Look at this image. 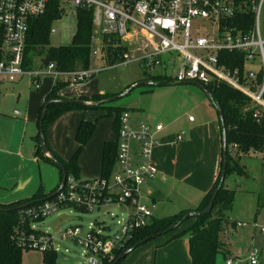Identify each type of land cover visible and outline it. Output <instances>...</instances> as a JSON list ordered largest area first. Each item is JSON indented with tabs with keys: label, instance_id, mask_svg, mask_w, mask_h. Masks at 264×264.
<instances>
[{
	"label": "rangeland",
	"instance_id": "1",
	"mask_svg": "<svg viewBox=\"0 0 264 264\" xmlns=\"http://www.w3.org/2000/svg\"><path fill=\"white\" fill-rule=\"evenodd\" d=\"M258 8L260 11L256 16V28L264 41V0H259ZM76 26L77 18L74 10L69 7L62 19L53 24V29L59 30V34L51 36V45L70 44ZM104 54H101L103 58H91L89 71L92 70L91 77H94L75 86L69 82V86L61 91L62 96L67 99L87 98L97 94L118 97L131 89L123 98L106 105L129 112L131 121L164 127V132L157 137L158 145L154 151L158 176L155 182L147 186L157 195L156 203H150L154 217L160 219L184 211L190 212L187 209L193 208L194 201L199 197L197 186H200L218 156L220 126L216 108L207 95L193 84L134 87L142 82H151L153 77H176L183 63V58L178 54L162 56V66L155 70L147 68L145 61L107 67ZM254 67L259 69V59ZM8 82L7 77L0 76V164L5 170L11 168L10 174L19 182L10 189L9 194L15 195L10 200L19 198L17 191L23 194L27 192L28 195L39 191L48 194L57 189L61 181V170L47 159L39 158L33 162L31 147L35 142L31 137L37 136L38 130L32 120L37 118L38 108L42 104L36 107L37 96L41 100L46 89L52 87L55 81L43 79L38 86H30L28 77L14 84ZM116 116L115 112L108 115L107 111L92 109L69 112L47 127V144L61 159L69 161L79 148L76 132L81 120L85 118L95 122L102 117L78 160L82 180L100 178L104 142L116 140ZM191 116L195 123L189 122ZM19 121L28 127L25 129L23 146L16 148L14 145L17 139L14 141L13 136H17L15 133L19 130ZM181 135L184 140L177 142V136ZM239 160L245 174H232L225 180V188L235 191L234 205L228 217L238 225L226 228L222 239L229 255H218L216 264H226L227 258L233 264H250L254 252L257 253L258 264H264V156L250 152L241 154ZM124 214L125 209L117 206L91 213L62 208L34 226L58 240V235L69 227H79L87 232L91 225L103 226L113 234L118 231V223ZM195 222V218L188 219L176 230L150 240L135 249L120 264H172L177 260L174 257L182 261L184 258L189 259L188 230ZM58 240L55 243L58 250L56 264H87V254L82 246ZM43 256L39 250L25 251L24 264H44Z\"/></svg>",
	"mask_w": 264,
	"mask_h": 264
},
{
	"label": "built area",
	"instance_id": "2",
	"mask_svg": "<svg viewBox=\"0 0 264 264\" xmlns=\"http://www.w3.org/2000/svg\"><path fill=\"white\" fill-rule=\"evenodd\" d=\"M51 0H0V75L10 82L23 76L39 85V78L51 75L56 79L68 76L71 86L91 78V71L60 73L54 64L45 69L23 68L26 40L30 20L43 16ZM259 0H253V11L258 17ZM93 12L94 32L91 38L92 57H102L108 48L125 49L120 65L145 61L147 68L162 66L164 55L178 54L183 63L174 83H200L207 87L218 82L229 85L251 99L255 107L254 119L264 128V41L255 27L243 31L229 27L227 22L247 8L237 0H61L62 15L68 8ZM73 13H71L72 15ZM59 34L52 29L51 36ZM73 37V36H72ZM107 39V40H106ZM117 39L119 45H111ZM106 54V53H105ZM104 54V55H105ZM233 54L244 59L243 70L231 69L221 62V56ZM260 60L259 69L254 63ZM118 153L112 176L82 180L66 178L65 185L52 199L26 209L21 225L14 229L17 244L25 251H53L57 238L35 228V222L46 219L62 208H75L94 212L110 207L125 209L119 229L109 233L106 227L91 225L84 232L79 227H69L58 235V241H71L82 246L87 254V264H109L132 239L134 232L147 227L153 211L145 202L142 187L157 178L158 168L153 154L157 146L156 134L163 131L147 123L133 125L129 112L120 117ZM193 122L194 117H189ZM183 136H177L181 142ZM234 149H237L235 146ZM264 156V134L262 150ZM26 220L30 225L25 228ZM240 225V224H239ZM241 226V225H240ZM264 232V229H263ZM257 253L251 254L250 264H258ZM226 264H233L227 260Z\"/></svg>",
	"mask_w": 264,
	"mask_h": 264
},
{
	"label": "trees",
	"instance_id": "3",
	"mask_svg": "<svg viewBox=\"0 0 264 264\" xmlns=\"http://www.w3.org/2000/svg\"><path fill=\"white\" fill-rule=\"evenodd\" d=\"M252 1L253 0H237L238 3L245 2L247 8L244 12L238 13L235 18L227 22L229 27L237 28L244 33H248L254 29L256 16L253 11L254 5H252ZM60 6L61 0H51L48 10L43 16L30 20L23 64L25 70L45 69L51 64L55 65L58 72L64 74L90 70L92 58L91 38L94 32L93 12L89 9H78L76 32L73 35L70 44L52 46L51 31L53 29V24L63 17ZM2 38V30L0 29V46L2 44ZM112 44L119 45L120 42L117 39H113L111 45ZM124 52L125 49L121 46L108 48L104 56L105 65L107 67L120 65L124 61ZM1 60H3V54L0 51V61ZM221 62L231 69L239 68L240 70H243L244 59L242 56H236L233 54L222 55ZM151 81L158 82L162 86L175 84L167 76L161 78L153 77ZM67 86H69V82L63 81L59 78L56 80L51 91L46 95L45 101L39 112V129L41 124H43L44 132H46V129L50 124H53L69 112L92 109L107 111L108 115L115 112L117 116L114 128L118 135L120 128L119 120L122 114L126 111H123L120 108L109 107L106 104L97 105V103L112 97V95L109 94H97L92 97L72 99L82 100L91 103L92 105L77 103L51 104L46 111L45 118L42 119L44 108L49 101L68 100L60 95L61 91ZM206 88L213 97L218 115L219 112H221L226 123L228 159L225 180L232 174L243 176L245 171L239 163L241 154H249L250 152L258 153L262 150L264 128L254 119L255 107L252 104L251 99L246 95L224 83L214 82ZM100 118L95 122L85 119L81 120L76 132V141L79 148L74 157L69 161L61 159L51 150V148H49V150L54 161L44 156L40 148V134L38 136L36 156L55 163L60 168L61 174V166H63L68 176L80 179L81 169L78 163L79 156L84 147L92 139ZM235 146L237 149H234ZM117 153V141L104 143L101 161L102 177L109 179L112 176L116 167ZM234 154H236V157ZM222 169L223 151L221 152L220 168L215 182L195 212L184 211L160 219L153 218L147 227L134 232L132 239L122 250L116 252L115 260L109 264H120L124 259L119 262L117 261L125 251L132 248L137 249L144 245L150 240L144 243H142V241L149 237H153L151 238L152 240L174 231L172 230L173 227L176 226L178 228L188 220L183 221L186 215L204 211L211 203L217 190L219 191L212 211L206 215L196 214L189 218L196 219V222L188 230L189 254L193 264H216L218 255L222 254L227 257L229 251L222 238L225 234L226 228L229 226L235 228L237 223L228 217V214L234 205L235 191L226 189L225 181L223 183L221 182ZM58 191L59 188L56 192L50 195H45L42 191H39L26 201H20L9 205H0V264H23V254L25 250L17 244V241L14 238V229L21 225L26 209L40 205L52 199ZM25 204H28L26 209H16ZM43 220H38L35 223L42 222ZM29 225L30 220H26L24 225L25 228ZM43 255L44 264H56L58 259L57 253L47 251L44 252ZM227 260L229 259L227 258Z\"/></svg>",
	"mask_w": 264,
	"mask_h": 264
},
{
	"label": "crops",
	"instance_id": "4",
	"mask_svg": "<svg viewBox=\"0 0 264 264\" xmlns=\"http://www.w3.org/2000/svg\"><path fill=\"white\" fill-rule=\"evenodd\" d=\"M99 58V57H98ZM103 58V57H102ZM91 72H92V70H91ZM0 76H2V75H0ZM5 77V76H4ZM26 77H28V76H23V77H21V78H19L18 80L19 81H21V80H23V79H25ZM94 77V76H93ZM92 78V77H91ZM28 79H29V85L30 86H35L34 84H33V80L30 78V77H28ZM43 79H52V80H54L55 82H56V78L55 77H53V76H51V75H47V76H44V77H41V78H39V85H40V83H42V80ZM61 79L63 80V81H66V82H70V78L68 77V76H65V77H61ZM17 80V81H18ZM17 81H15V82H17ZM15 82H8L9 84H14ZM55 84V83H54ZM54 86V85H53ZM53 86L52 87H50V88H48V89H46V94L42 97V99L40 100V96L38 95L37 96V103H36V107L39 105V103H42L41 104V106H40V108H38V115H37V118L35 119V118H33L34 120H32V122L36 125V127H37V130H38V134H37V136H34V137H31V139H33L34 140V146L32 145V150H31V154L33 155H31L32 157H33V162H35V161H38V159H39V157H37L36 156V151H37V146H38V136H39V134H40V129H39V125H38V121H39V112H40V109H41V107H42V105H43V103H44V101H45V97H46V95L51 91V89L53 88ZM50 89V90H49ZM60 95L62 96V93H60ZM101 95H103V94H101ZM63 97V96H62ZM65 98V97H64ZM77 98H82V97H74V98H71V99H77ZM67 99V98H66ZM217 115H218V113H217ZM83 119H85V118H83ZM86 120V119H85ZM132 120V119H131ZM218 120H219V115H218ZM31 121V120H30ZM92 122V121H91ZM190 123H195V120L193 121V122H191V121H189ZM132 123H133V125L134 126H136L139 122H137V121H135V120H133L132 121ZM219 126H220V129H219V135H220V145H219V150H218V156H217V159H216V161L213 163V165H212V167H210L209 169H208V171H207V173L204 175V177H203V180H202V182H201V184H200V186H197V193H198V195H199V197L194 201L195 202V204H194V206H193V208H191V209H187L188 211H190V212H195L198 208H199V206L201 205V203H202V201H203V199H204V197H205V195L209 192V190L212 188V186H213V184H214V182H215V179H216V176H217V174H218V172H219V168H220V161H221V152H222V129H221V125H220V123H219ZM27 127H28V125L26 124V123H23V121H19V130L15 133V135H17V136H13V139H14V141H15V139H17L16 140V144L14 145V147H16V148H19L20 146L22 147L23 146V144H24V135H25V129H27ZM162 132H164V129H163V131H161L160 133H162ZM160 133H158V134H156V140H157V137H158V135L160 134ZM117 139H118V135L116 134V140L115 141H117ZM184 140V139H183ZM182 140V141H183ZM13 141V142H14ZM47 141V140H46ZM114 141V142H115ZM181 141V142H182ZM105 142H109V141H105ZM104 142V143H105ZM178 142V141H177ZM157 143H158V141H157ZM48 145V144H47ZM158 145V144H157ZM48 147H49V145H48ZM157 147V146H156ZM49 148H51V147H49ZM156 149V148H155ZM51 150L52 151H54L52 148H51ZM102 151H103V148H102ZM155 151V150H154ZM55 152V151H54ZM56 153V152H55ZM57 154V153H56ZM18 155L19 156H22V153L21 152H18ZM153 159H154V162H155V164L157 165V168H158V164L156 163V160H155V157H154V154H153ZM102 160V159H101ZM10 171H11V168H7L6 170L4 169V167H3V165L2 164H0V205H9V204H13V203H17V202H20V201H26V200H28V199H30L31 197H33L35 194H33V195H28V194H26L27 192H24L25 194H23V193H19L18 191L16 192V195H18L17 197H19V198H16V199H13V200H10L12 197H15V195H11V194H9V191H10V189L12 190L13 189V187H14V185H17V184H19V182H17V180H15L14 179V177L10 174ZM62 175V174H61ZM158 176V175H157ZM102 177V176H101ZM62 179H63V176L61 177V181H60V183H59V185H58V187H57V189L59 188L60 189V186H61V184H62ZM81 179V178H80ZM157 179V178H156ZM155 179V180H156ZM88 180H91V179H88ZM155 180H153V181H149V182H147L146 184H144L143 185V187H142V190H143V195H144V197H145V202L146 201H148L149 203H147L149 206H150V203H152V204H155L156 203V199H157V195H155L154 194V192H153V190L152 189H148L147 188V186H148V184L149 183H151V182H155ZM16 181V182H15ZM21 185V184H20ZM57 189L56 190H52L50 193H44L43 191V193L45 194V195H50V194H52V193H54V192H56L57 191ZM144 189H145V191H144ZM22 191H25V189H23ZM145 192V193H144ZM20 194V195H19ZM147 199V200H146ZM6 201H8V202H6ZM153 218H155L154 217V212H153ZM231 219V218H230ZM232 220V219H231ZM233 221V220H232ZM238 225V224H237ZM39 230V229H38ZM41 231V230H40ZM188 250H189V244H188ZM56 253V252H55ZM130 255V254H129ZM128 255V256H129ZM189 256H190V254H189ZM174 257V256H173ZM174 258H176L177 260H175V261H173L172 262V264H193L192 263V261H191V257H189V259H187V260H190V261H187L186 260V258H184L183 259V261L181 260V259H179L178 257H174ZM175 262V263H174ZM28 264H30L29 262H27ZM23 264H24V259H23Z\"/></svg>",
	"mask_w": 264,
	"mask_h": 264
},
{
	"label": "water",
	"instance_id": "5",
	"mask_svg": "<svg viewBox=\"0 0 264 264\" xmlns=\"http://www.w3.org/2000/svg\"><path fill=\"white\" fill-rule=\"evenodd\" d=\"M189 84H193V85H196L198 86L206 95L207 97L209 98V100L212 102L213 106L216 108V105L213 101V97L211 95V93L209 92V90L202 84L200 83H194V82H191ZM143 85H150V86H158L160 85V83L158 82H142V83H139L137 84L136 86L134 87H139V86H143ZM131 90V89H130ZM130 90H127L125 91L123 94H121L120 96L118 97H112V98H109V99H105L99 103H97V105L99 104H109L111 102H114L120 98H123L124 96H126ZM55 103H77V104H84V105H92L91 103H87V102H84L82 100H72V99H68V100H51L49 101L45 108H44V111H43V114H42V119L45 118L46 116V111L48 109V107L51 105V104H55ZM219 120H220V125H221V129H222V151H223V169H222V174H221V182L223 183L225 181V176H226V169H227V159H228V145H227V128H226V123H225V119H224V116L221 112H219ZM40 148H41V151H42V154L48 158H50L51 160L54 161V158L52 157L51 153H50V150H49V147L47 145V141H46V137H45V132H44V128H43V124H41V127H40ZM61 169H62V176H63V179H62V184L60 186V189L61 190L63 188V186L65 185V182H66V178H67V173L65 171V169L63 168V166H61ZM218 191L217 190L212 198V201L211 203L209 204V206L202 212H198V213H190L188 215L185 216V218L183 219V221L189 219L190 217H193L194 215H206V214H209L212 209H213V206H214V202H215V199L217 197V194H218ZM28 207V204H25V205H22L20 207H17L16 209L18 210H24ZM2 210V209H1ZM177 227H173L172 230H175ZM151 238L153 237H149L147 239H145L144 241H142V243L146 242V241H149L151 240ZM135 248H132V249H129L127 251H125L121 257L119 258V261L125 259L129 254H131L133 251H134Z\"/></svg>",
	"mask_w": 264,
	"mask_h": 264
}]
</instances>
